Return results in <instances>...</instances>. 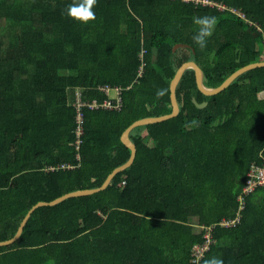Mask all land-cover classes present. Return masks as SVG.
<instances>
[{
	"label": "trees",
	"instance_id": "16d2710c",
	"mask_svg": "<svg viewBox=\"0 0 264 264\" xmlns=\"http://www.w3.org/2000/svg\"><path fill=\"white\" fill-rule=\"evenodd\" d=\"M208 1L224 9L96 0V19L82 23L66 15L73 0H0V242L36 203L98 188L124 164L121 134L171 112L169 84L182 63L195 62L203 86L216 88L259 60L264 0ZM202 15L216 17L204 48L192 39ZM104 86L120 89L121 107H83L76 149V94L101 104L112 97ZM262 93L264 67L212 96L185 70L177 116L130 132L131 166L101 192L34 210L17 241L0 247V264H192L191 248L210 226L202 264H264V188L245 197L235 226L219 225L236 217L247 172L264 160Z\"/></svg>",
	"mask_w": 264,
	"mask_h": 264
},
{
	"label": "water",
	"instance_id": "95a60500",
	"mask_svg": "<svg viewBox=\"0 0 264 264\" xmlns=\"http://www.w3.org/2000/svg\"><path fill=\"white\" fill-rule=\"evenodd\" d=\"M188 46L185 44H176L174 45V47L172 48L173 51H175L178 48H187ZM264 67V61H257L254 63H250L246 66H243L239 69H237L236 71L232 72L218 87L216 88H206L203 86V77H202V71L199 68V66L193 62V61H187L182 63L176 70L174 77L172 78V80L170 81L169 84V98H170V105H171V112L169 114L166 115H162L159 117H147V118H143V119H139L136 120L135 122H133L131 125H129L121 134L120 137V141L121 143L126 146L129 151H130V157L129 159L122 165L116 167L115 169H113L108 176L106 177V179L104 180V182L101 184L100 187L98 188H94V189H88V190H78V191H74V192H70V193H66L50 202H38L35 205H33L28 212L26 213V215L24 216V218L22 219V221L19 224V227L17 228L16 233L14 234V236L8 240L5 241H1L0 242V247H4V246H9L12 245L15 241H17V239L20 237L23 228L26 224V222L28 221V219L30 218L31 214L33 213L34 210H36L37 208L40 207H44V206H55L61 202H63L66 199L69 198H74V197H81V196H88V195H92L98 192H101L103 190H105L107 188V186L109 185V183L111 182V180L118 174L123 172L124 170H126L128 167L131 166V164L134 161L135 158V146L134 144L130 141L129 139V134L130 132L137 127H141V126H146V125H150V124H155V123H160L166 120H169L171 118H174L177 116L178 112H179V106L177 103V99H176V87L181 79L182 74L184 73L185 70L187 69H192L194 71V77H195V83H196V87L198 89L199 92H201L203 95L205 96H212V95H216L218 93H220L222 90H224L225 88H227L237 77H239L240 75H242L243 73L255 69V68H261ZM193 104L198 108V109H203L207 106L206 102L203 103H197L195 101V99H192Z\"/></svg>",
	"mask_w": 264,
	"mask_h": 264
},
{
	"label": "built area",
	"instance_id": "2783aa9c",
	"mask_svg": "<svg viewBox=\"0 0 264 264\" xmlns=\"http://www.w3.org/2000/svg\"><path fill=\"white\" fill-rule=\"evenodd\" d=\"M184 1H192L195 4H200L202 6H217L219 9H224V7L216 5L208 0H184ZM237 13V15L244 19V15ZM106 95L112 97L110 99L104 100L101 104L92 101L90 103H84L80 100L79 94H76V100L73 106L76 109V129H75V136L76 141L74 143V147L78 149L80 144V136L82 134V123H83V114L82 109L86 107L90 110H98V109H105V110H118L121 107V98H120V89L113 88L110 89L108 86H104L100 88ZM246 181L244 186L241 189L240 194L237 197L238 202V212L236 217L231 220H222L219 225L222 227H232L235 226L239 222V212L243 210L245 206V197L251 194L256 188H264V160L260 165L252 164L247 172ZM214 226H210L207 228H203L204 232L202 235V243L198 245H194L191 248V263L192 264H202L203 258L205 254L209 251L210 246L213 244L214 240L212 237V229Z\"/></svg>",
	"mask_w": 264,
	"mask_h": 264
},
{
	"label": "clouds",
	"instance_id": "9594fccd",
	"mask_svg": "<svg viewBox=\"0 0 264 264\" xmlns=\"http://www.w3.org/2000/svg\"><path fill=\"white\" fill-rule=\"evenodd\" d=\"M96 4V0H73L72 3L66 6V15L78 22L87 23L96 19L93 6ZM193 22L198 26L192 39L199 45L200 48H204L207 44L208 38L212 35V32L216 25V17L212 15L195 16ZM164 90L160 89L157 95H163ZM203 264H223L221 258L212 257L204 260Z\"/></svg>",
	"mask_w": 264,
	"mask_h": 264
},
{
	"label": "crops",
	"instance_id": "0c3cea01",
	"mask_svg": "<svg viewBox=\"0 0 264 264\" xmlns=\"http://www.w3.org/2000/svg\"><path fill=\"white\" fill-rule=\"evenodd\" d=\"M258 61H264V47L262 48V52L260 54V57L258 58ZM261 98H264V93L260 95Z\"/></svg>",
	"mask_w": 264,
	"mask_h": 264
}]
</instances>
